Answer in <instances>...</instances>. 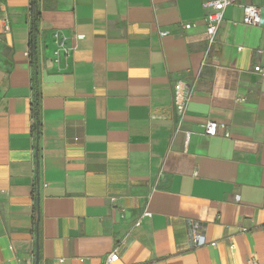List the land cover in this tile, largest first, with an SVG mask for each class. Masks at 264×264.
I'll return each instance as SVG.
<instances>
[{
    "label": "crops",
    "instance_id": "crops-1",
    "mask_svg": "<svg viewBox=\"0 0 264 264\" xmlns=\"http://www.w3.org/2000/svg\"><path fill=\"white\" fill-rule=\"evenodd\" d=\"M32 1L0 0V264L37 233L39 264H264V0L207 57L206 0H37V74Z\"/></svg>",
    "mask_w": 264,
    "mask_h": 264
},
{
    "label": "built area",
    "instance_id": "built-area-1",
    "mask_svg": "<svg viewBox=\"0 0 264 264\" xmlns=\"http://www.w3.org/2000/svg\"><path fill=\"white\" fill-rule=\"evenodd\" d=\"M238 5L243 10V20L242 22L246 25H259L262 21L261 8L257 5L246 3L245 0H206L203 3L204 8L206 9L205 23L206 31L208 34V47L205 52V57L211 54V51L214 45L217 43V34L218 31L225 20L226 10L232 6ZM196 26L195 23H184L182 28L184 30H189ZM5 30H9V25L6 24ZM162 37L170 35L169 31H162ZM58 54V52H57ZM207 59V58H206ZM207 63V60H204L203 65ZM255 70L264 75V68L261 65H256ZM198 79L194 82L189 83L185 80H178L175 83V95H174V104L181 118H184L189 104L193 99L194 92L197 87ZM219 125L215 121H208L204 126V134L208 136H216L218 133ZM228 136V134H226ZM189 140L190 133L187 134ZM115 200V198H112ZM150 212H145L144 216H151ZM142 219L136 222V225H140ZM190 237L196 247H200L206 244L207 238L206 235L200 233L197 228L190 229ZM119 259V254L116 251L111 252L106 260L100 264H108L110 262H116ZM248 264H259L257 262H249Z\"/></svg>",
    "mask_w": 264,
    "mask_h": 264
},
{
    "label": "trees",
    "instance_id": "trees-1",
    "mask_svg": "<svg viewBox=\"0 0 264 264\" xmlns=\"http://www.w3.org/2000/svg\"><path fill=\"white\" fill-rule=\"evenodd\" d=\"M41 15L38 11L37 0L32 1V9L30 15V26H31V35H30V59L34 69V73L38 72V35H39V21ZM35 78V76H34ZM39 130V127H38Z\"/></svg>",
    "mask_w": 264,
    "mask_h": 264
},
{
    "label": "water",
    "instance_id": "water-1",
    "mask_svg": "<svg viewBox=\"0 0 264 264\" xmlns=\"http://www.w3.org/2000/svg\"><path fill=\"white\" fill-rule=\"evenodd\" d=\"M38 227H39V222H38V225H37V230H38ZM37 239H38V244H37L36 264H39V262H40V254H39V235H38V233H37Z\"/></svg>",
    "mask_w": 264,
    "mask_h": 264
}]
</instances>
